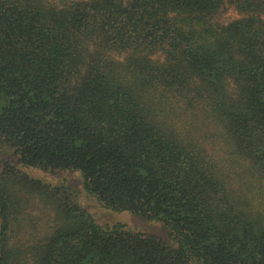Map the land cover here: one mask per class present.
I'll use <instances>...</instances> for the list:
<instances>
[{
	"label": "trees",
	"instance_id": "obj_1",
	"mask_svg": "<svg viewBox=\"0 0 264 264\" xmlns=\"http://www.w3.org/2000/svg\"><path fill=\"white\" fill-rule=\"evenodd\" d=\"M0 264H264V0H0Z\"/></svg>",
	"mask_w": 264,
	"mask_h": 264
},
{
	"label": "rangeland",
	"instance_id": "obj_2",
	"mask_svg": "<svg viewBox=\"0 0 264 264\" xmlns=\"http://www.w3.org/2000/svg\"><path fill=\"white\" fill-rule=\"evenodd\" d=\"M235 17L233 13L224 16V20H229ZM30 175L34 177H40L45 182L50 184H57L62 180H66L67 183L74 188L79 195V202L81 206L93 216L95 221L101 226H111L117 223L124 224L131 230L144 232L146 234H152L159 237H165V234L159 225L150 224L142 218L135 217L129 213H112L103 209L95 201L86 196L82 189V178L78 173H61L57 175H47L39 173L35 170L28 171Z\"/></svg>",
	"mask_w": 264,
	"mask_h": 264
}]
</instances>
